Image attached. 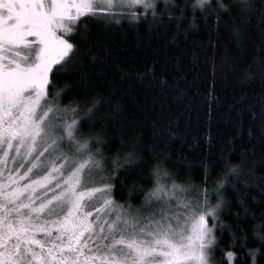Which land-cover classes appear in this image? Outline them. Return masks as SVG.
Segmentation results:
<instances>
[{
	"label": "trees",
	"instance_id": "trees-1",
	"mask_svg": "<svg viewBox=\"0 0 264 264\" xmlns=\"http://www.w3.org/2000/svg\"><path fill=\"white\" fill-rule=\"evenodd\" d=\"M146 2L157 15L137 4L103 20L80 18L68 36L70 70L50 73L48 101L78 106L68 113L79 122L78 139L98 134L107 156L120 154L91 186L112 184L113 199L127 208L144 202L156 164L167 180L210 197L220 185L214 204H222L209 218L212 264H228L229 252L233 264H264V0H251L243 15L235 0L195 11V0ZM128 151L134 156L125 161ZM233 164L237 174L228 172ZM113 172L119 179H101Z\"/></svg>",
	"mask_w": 264,
	"mask_h": 264
},
{
	"label": "snow or ice",
	"instance_id": "snow-or-ice-1",
	"mask_svg": "<svg viewBox=\"0 0 264 264\" xmlns=\"http://www.w3.org/2000/svg\"><path fill=\"white\" fill-rule=\"evenodd\" d=\"M101 3L97 7V0H0V164L4 165L0 167V264H212L215 237L208 217L215 219L222 200L208 206L204 189L206 211L181 213L189 202L178 198L176 211L165 202L159 216L157 211L142 216L141 208L133 211L131 204L127 208L117 204L112 184L89 187L87 183L94 181L86 182L84 175L103 173L105 161L116 166L120 154L107 156L99 147L103 140L98 134L78 139L79 122L67 116L75 114L78 106L61 108L48 101L49 74L70 70L67 65L75 48L65 36L75 34L81 17L103 20L115 15L117 0ZM163 3L167 8L169 0ZM125 4H141L157 15L156 5L146 0H120L119 6ZM206 4L211 0H195L191 7L203 10ZM250 5L251 0H235L233 6L243 15ZM219 7L228 9L223 3ZM95 110L94 102L82 119L90 120ZM65 140L77 155L60 153L41 159L50 147L55 149ZM12 148V161H28L15 171L7 167ZM36 152L39 155L30 159ZM133 156L128 151L123 160ZM133 163L139 167L137 161ZM22 168L26 170L19 175ZM44 168L43 175L35 179L30 175ZM66 168L70 171L64 175ZM151 172L155 186L146 193V204L160 201L162 192L167 195L161 181L170 174L159 164ZM228 172L237 174L239 165H231ZM26 177L27 183H21ZM111 178L119 179L115 172L101 177ZM170 187L173 193L183 190L175 181ZM219 188L215 189L218 196ZM89 207L91 211L86 210Z\"/></svg>",
	"mask_w": 264,
	"mask_h": 264
},
{
	"label": "rangeland",
	"instance_id": "rangeland-1",
	"mask_svg": "<svg viewBox=\"0 0 264 264\" xmlns=\"http://www.w3.org/2000/svg\"><path fill=\"white\" fill-rule=\"evenodd\" d=\"M119 3H120V0H117V7H115L113 9L114 11L117 10V9L131 8V7H134L135 5H137V4H135V5L128 6L127 4H125L124 6H119ZM100 6H102L101 0H97V7H100ZM65 38L68 39V36H65ZM46 87H48V86H46ZM67 116H69V114H67ZM57 134L59 135L60 133L58 132ZM64 145H65V147H64ZM67 146L70 147L72 145H70L67 142V140H65L64 142L60 143L55 149L50 147L45 152V155L43 157H41V159L42 160H46V159H50V158H52L54 156H58L60 153L64 154L65 150H66V152L69 153V156L76 155L74 153H70L67 150V148H68ZM38 147H41V145H38ZM21 151H23V149ZM13 155H15V149L14 148L9 149V158L7 160V167L10 168L12 171H15V169L20 166V163H24L25 166L28 164V161H22L20 159H18L15 162L12 161L11 156H13ZM36 155H39V152L33 153V155L30 157V159H34ZM84 155H85L84 153L80 154V156H84ZM60 158L62 159V156ZM59 162H60L59 159H57L56 163H59ZM0 167H4V165L0 164ZM25 170H26V168H22L21 172L19 173V175H22L23 171H25ZM45 171H47V168H44L43 170H40V171L33 170V173L30 174V175L32 176L33 179H35V177L37 175H43ZM68 171H70V169H67V168L64 169V175H67ZM6 177H7V171L4 173V178H6ZM27 180H28V178L26 177L23 181H21V183H27ZM84 180L86 182L95 181L94 180V173L89 175L86 172L85 175H84ZM153 183H154L153 186L151 188H149L147 190V192L155 186V180H154ZM161 183L165 185V192L167 193V195L165 196L164 193L162 192L160 194L161 195V200L160 201H155L154 200L151 204H146V194H145L144 195L145 196L144 202L140 206L133 207V211L136 208H141V215L142 216H147L148 213L153 212V211H157V216H159L160 213H159L158 209L163 204H165V202L170 203L173 206L171 208V211H176L177 209L175 208V205L178 203V198L189 202V208L188 209H180L179 211L181 213H183L184 211L191 212L192 209H195V212L198 214L201 211H206L207 210L206 207L204 206V203H203L204 199H205V192L203 190L206 189V188H201L200 189L197 185H194L192 183L179 184V183L175 182L177 185L182 186L183 190L177 189V190H175V193H173V189L170 187V185L172 183L171 180L165 179V180H162ZM91 185H92V183H87V186L92 187ZM38 193H39V190H38ZM211 194H213L212 197H210L209 195L207 196V202H208V206L214 207L216 205L214 203L217 200L216 198L218 197V195L216 194L215 189H213L211 191ZM141 206H143V207H141ZM86 210L87 211H91L92 209H91V207H89ZM216 214H217V212H216ZM181 218L183 219V216ZM209 218H210V216L208 217V225H209V227H213V229H214V225L210 223ZM91 219H95V214L93 215V217H91ZM141 223H143V220L141 221ZM213 235H214V232H213ZM227 257L229 259L228 264H233L232 256L231 257L227 256Z\"/></svg>",
	"mask_w": 264,
	"mask_h": 264
},
{
	"label": "flooded vegetation",
	"instance_id": "flooded-vegetation-1",
	"mask_svg": "<svg viewBox=\"0 0 264 264\" xmlns=\"http://www.w3.org/2000/svg\"><path fill=\"white\" fill-rule=\"evenodd\" d=\"M49 76H50V74H49Z\"/></svg>",
	"mask_w": 264,
	"mask_h": 264
}]
</instances>
